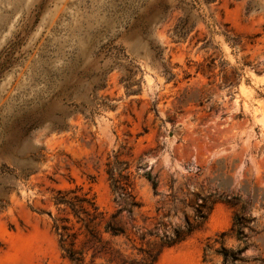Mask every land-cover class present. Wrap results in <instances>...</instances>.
Listing matches in <instances>:
<instances>
[{
  "label": "rangeland",
  "instance_id": "rangeland-1",
  "mask_svg": "<svg viewBox=\"0 0 264 264\" xmlns=\"http://www.w3.org/2000/svg\"><path fill=\"white\" fill-rule=\"evenodd\" d=\"M108 162L138 225L171 231L204 203L154 264H223L254 196L241 264H264V0H0V264H70L51 195L80 185L113 211Z\"/></svg>",
  "mask_w": 264,
  "mask_h": 264
},
{
  "label": "trees",
  "instance_id": "trees-1",
  "mask_svg": "<svg viewBox=\"0 0 264 264\" xmlns=\"http://www.w3.org/2000/svg\"><path fill=\"white\" fill-rule=\"evenodd\" d=\"M107 165L106 171L116 203L113 211L102 209L95 197L80 185L57 188L51 195L55 213L48 211V214L52 218V227L57 234L60 255L70 264H101L95 262L97 257L105 258L110 264H154L163 248L183 241L203 224L205 220L201 213L203 201L196 204L194 221L185 214L183 223L175 225L171 231L159 230L161 222L154 224L152 228L136 224L135 216L142 204L134 192L130 172L125 170L127 165L119 167L117 162H108ZM144 175L156 193L157 175L153 174L151 169L145 171ZM255 200L254 196L252 202L248 205L242 203L240 209L235 211L230 229L243 245L228 248L221 243L216 252L221 255L223 264H241L247 260L242 256L249 240L245 228L250 229L249 208ZM262 205L264 204L261 203L260 206ZM224 235L225 231L219 233L220 238ZM116 236L124 237V250L136 249V255L129 256L121 247H115L110 238ZM153 237H158V241L152 240ZM253 259L264 262V257Z\"/></svg>",
  "mask_w": 264,
  "mask_h": 264
}]
</instances>
